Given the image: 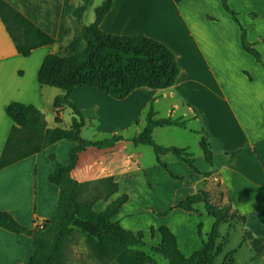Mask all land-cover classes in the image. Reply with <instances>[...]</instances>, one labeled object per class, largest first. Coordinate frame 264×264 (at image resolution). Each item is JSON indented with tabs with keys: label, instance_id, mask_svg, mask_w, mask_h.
Segmentation results:
<instances>
[{
	"label": "crops",
	"instance_id": "0c3cea01",
	"mask_svg": "<svg viewBox=\"0 0 264 264\" xmlns=\"http://www.w3.org/2000/svg\"><path fill=\"white\" fill-rule=\"evenodd\" d=\"M6 1L51 34L55 43L23 56L0 16V156L13 126L5 110L12 101L40 108L49 127L70 126L73 113L70 123L62 125L63 114L70 107L60 111L61 123L54 120L50 124V114L54 118L57 115L53 102L63 90L39 83L38 71L48 54L78 49L83 27L95 21V7L104 0ZM228 3L238 13L262 62L243 48L241 27L221 0H114L100 23L101 29L119 35L144 34L165 44L179 62L177 80L166 89L137 88L124 99L87 85L75 87L71 94L85 118L81 130L84 138L102 140L114 134L124 137L112 147L87 148L72 170V176L81 183L108 176L118 183L117 192L95 197L94 209L102 211L112 200L127 194L128 201L114 219L128 230L134 229L127 223L131 218L147 215L157 220L159 214H166L162 225L176 235L185 256L201 246L215 219L204 202L196 203L194 211L177 204L206 188L214 175L226 188L233 208L245 216L244 227L255 236H264V0ZM165 97H169V117L187 123L158 126L153 137L158 128L168 131L169 146L187 148L201 171H212L210 176L195 173L173 152L161 155L168 172L159 164L152 146L132 141L144 129L151 104L155 109L154 104ZM133 126L134 135L124 136L123 131ZM203 136L212 150V165L200 145ZM73 145L63 139L0 169V211L9 212L27 227L47 220L57 207L60 192L49 181L55 169L49 155L54 153L60 162L67 163ZM158 175L169 182V192L161 197L155 194ZM88 187L92 186L82 188V199L92 197ZM205 221L203 236L200 228ZM162 225L151 223L149 229L138 226L132 231L143 230L144 241L151 247L161 241L158 228ZM151 228L155 230L153 235ZM33 253L30 235L0 226V264H28ZM228 253L224 247L216 262L221 263ZM137 259L122 252L110 264H147Z\"/></svg>",
	"mask_w": 264,
	"mask_h": 264
},
{
	"label": "trees",
	"instance_id": "16d2710c",
	"mask_svg": "<svg viewBox=\"0 0 264 264\" xmlns=\"http://www.w3.org/2000/svg\"><path fill=\"white\" fill-rule=\"evenodd\" d=\"M224 9L241 27L243 48L262 62L260 52L248 40L246 29L241 25L239 15L230 8L228 0H221ZM114 0H104L95 7V21L82 30V43L74 52L48 54L38 71V81L43 85L58 87L63 94L58 95L53 106L57 109L55 121L62 122L60 111L65 107L72 109V121L68 128L49 127L45 114L33 104L12 101L5 110L12 119L13 126L0 156V169L24 158L35 155L54 143L66 139L74 143L69 152V161L60 162L56 154L50 153L55 169L49 174V181L59 189V199L51 216L37 224L27 227L18 222L9 212L0 211V226L15 232L30 235L34 241V253L28 264H70L66 255L67 244L75 230L85 237L88 248L99 264H110L120 253L125 252L139 258L143 263L159 264L156 255H161L168 264H237L234 251L228 253L221 263L217 257L223 252L229 234L222 235L220 228L238 218L243 223L245 216L238 210L230 211L229 205L217 206L209 199L206 188L181 200L177 207L194 211L195 204L204 202L207 212L213 216L214 223L201 246L191 255L185 256L178 247L176 235L167 226L158 228L161 241L156 246L146 248L143 230L136 232L124 228L114 217L118 214L129 196L122 194L112 200L106 209H94L97 195H112L118 190L113 176L100 178L93 182L81 183L72 176L81 152L89 147L105 148L123 140L122 135L114 134L102 140L85 139L81 135L85 118L82 110L71 99L75 87L87 85L116 98L124 99L140 87L166 89L174 85L180 73L176 54L162 42L144 34L119 35L101 29L100 23L113 7ZM0 16L15 42L19 54L29 56L34 49L52 45L55 38L35 24L6 0H0ZM186 126L184 121L171 117H157L151 104L144 129L132 141L153 147L157 160L168 172L169 167L161 161V155L173 152L195 173L210 176L212 171H201L193 154L184 147L164 146L155 141L153 131L158 126ZM207 162L212 165V150L206 136L200 142ZM97 184L105 193H97L88 199L81 198L84 186ZM90 195V196H91ZM151 235L154 228L150 229ZM243 242L248 243L255 257H264V236H255L247 228L243 229Z\"/></svg>",
	"mask_w": 264,
	"mask_h": 264
},
{
	"label": "rangeland",
	"instance_id": "374dc122",
	"mask_svg": "<svg viewBox=\"0 0 264 264\" xmlns=\"http://www.w3.org/2000/svg\"><path fill=\"white\" fill-rule=\"evenodd\" d=\"M154 105H155L157 117L159 118L169 117V97L160 98V100ZM70 114H72V109L67 108V110L63 114L64 124L62 125L70 123L71 121ZM54 120L55 118L51 116L50 114L49 121L51 125H53ZM183 121L187 123L186 120H183ZM134 129L135 127L133 126L129 128V130H124L123 135L127 137L133 136ZM154 139L159 144H162L164 146H167V145L169 146V133L168 131L164 129L162 130L160 128L156 129ZM155 182H156V187H157L156 189L157 192L155 194H157L158 197H161L162 194L166 193L167 191L169 192V182L165 180L163 177L158 175V177L155 179ZM206 189L209 192V199L212 204H215L217 206L231 204L228 201V198L226 195L227 194L226 188L221 182L219 176L217 175L212 176L209 179ZM91 190L94 196L95 194L97 195V193L103 194L106 192V190L101 189L100 186H98L97 184H93L92 187H88V192H91ZM230 211L231 212L234 211L233 206L230 208ZM165 215L166 214H161V215L159 214V217L157 220L147 215H142L140 217L131 218L127 223L128 225H131L132 227H134V229L138 226H145L148 228V225L151 223L153 226L158 227V225L163 224L164 220L162 216L164 217ZM206 226L207 224L205 221V223L200 228V232L202 235L203 234L205 235ZM244 228H245L244 223L238 218L234 219L231 223H225L224 225H222V227L220 228L221 233L225 230V233L223 235H226L227 233L229 234L228 242L225 246V252H228V251L231 252L235 250L236 252L234 251L233 257L235 261L237 262V264H264V257H258V258L253 257L255 254L253 249L248 243L243 242V229ZM146 245H147L146 248H149V244H146ZM66 255H67V258L70 264H99V262H97L94 259L93 255L91 254V251L88 248V245L86 243L85 237L78 230L74 231L70 241L67 244ZM156 258L159 261V264H168L167 263L168 261L165 258H163L161 255H157ZM138 261L141 262L140 260ZM125 264H128V263H125Z\"/></svg>",
	"mask_w": 264,
	"mask_h": 264
},
{
	"label": "built area",
	"instance_id": "2783aa9c",
	"mask_svg": "<svg viewBox=\"0 0 264 264\" xmlns=\"http://www.w3.org/2000/svg\"><path fill=\"white\" fill-rule=\"evenodd\" d=\"M42 225H43V223L41 222V223H39V226H41L42 227Z\"/></svg>",
	"mask_w": 264,
	"mask_h": 264
}]
</instances>
